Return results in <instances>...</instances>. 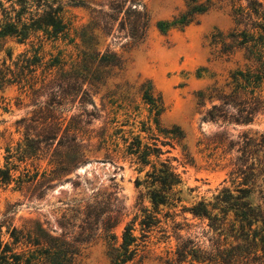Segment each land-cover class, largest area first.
I'll return each instance as SVG.
<instances>
[{"label": "rangeland", "instance_id": "374dc122", "mask_svg": "<svg viewBox=\"0 0 264 264\" xmlns=\"http://www.w3.org/2000/svg\"><path fill=\"white\" fill-rule=\"evenodd\" d=\"M56 1L69 27L67 36L47 37L39 30L24 42L7 37L0 56L6 50L16 55L26 49H38L44 61L56 58L64 68L85 60L82 87L92 104L86 102V115H80L78 120H82L86 160L60 178L52 179L47 188H34L30 183L18 188L16 180L19 176L25 179V171L31 175L37 170L39 179L42 171L48 173L50 166L47 158H21L18 145L23 135L15 122L29 117L33 106L25 98L17 105L18 91L7 89L4 96L10 108L8 111L0 109V167L10 169L12 181L0 186L2 241L15 253L36 256L38 253L34 250L43 252L47 246L44 242L38 247L28 244V235L34 237L33 230L40 227L43 231L39 234L41 241L52 243L54 238H60L61 225H64L68 228L65 240L72 243L74 249L71 264H111L108 246L120 241L123 226L139 213L134 207L137 196L147 189L143 184L137 187L135 180H144L149 166L140 170V165L134 163L133 158L123 156L121 151L122 138L129 141L132 136H138L142 143H156L162 150L169 151L160 155L159 160L175 159L171 163L181 181L174 190L180 201L175 207L159 206L157 217L160 221L142 238L144 245L127 264L175 261V250L181 243L209 250L211 237H215L216 232L208 227L207 219L191 214L189 209L193 205L200 200L213 203L214 196L224 188L237 194V187H250L245 199L253 205L264 206V172L260 171L259 161L250 159L246 164L254 163L253 175L249 178L253 184H243L242 175L235 173L241 135L248 132L264 136V110H261L264 78L254 89V95L262 103L249 123L222 125L201 119L212 104L219 103L214 92L208 98L211 88H222L228 93L231 86L226 84L230 81V73L251 66L243 47L229 54L221 50L223 41L232 42L230 33L245 31L256 36L257 30L251 29L256 15H248L250 11L244 0H208L211 8L196 22L184 27L170 26L162 33L157 28L158 23L171 22L188 0H119V4L115 0ZM257 1L264 8V0ZM1 2L4 6L9 4L6 0ZM127 8L144 11L149 16L141 41L128 35V26H120L119 21ZM129 18H133V14ZM104 50L114 53L121 61L120 66L100 67L92 75L86 73V52ZM94 69L95 64L91 66V70ZM147 87H151L154 98L160 97L158 125L153 120L154 110L143 98ZM199 92H203L202 99L197 96ZM74 112L77 110L68 111L63 117L68 119ZM87 112L92 116H87ZM177 126L183 132L180 141L171 140L169 134L161 130ZM115 130L117 133L113 134ZM168 140L172 141L171 147L162 145ZM144 205L151 209L147 198ZM165 211H168L167 216L163 215ZM229 217L233 218L232 212ZM137 221L134 234L139 236ZM12 228L21 233L22 238L17 243H12ZM234 240L231 235L226 236L227 243ZM257 250L260 252V246Z\"/></svg>", "mask_w": 264, "mask_h": 264}, {"label": "trees", "instance_id": "16d2710c", "mask_svg": "<svg viewBox=\"0 0 264 264\" xmlns=\"http://www.w3.org/2000/svg\"><path fill=\"white\" fill-rule=\"evenodd\" d=\"M6 1H9V4L4 6L0 0L2 15L0 51L7 37L24 42L32 33L39 30L52 38L68 35V24L63 21L62 8L56 0ZM244 1L250 11L248 15L251 13L256 15L251 29L257 30V35L254 37L252 33L241 31L238 33L241 37H238V34L230 33L232 42L223 41L221 52L229 54L243 47L247 52L245 58L251 66L230 73V81L226 84L231 86L228 93H224L222 88H211L208 98H211L214 92L219 103L212 104L205 111L201 117L204 121L222 125L246 124L252 120L257 106L262 103L258 96L254 95V89L264 78V8L257 0ZM115 2L119 4V0ZM211 6L212 3L208 0L203 2L188 0L184 9L173 16L171 22L162 21L158 23L157 28L164 33L170 26H187L196 22ZM129 13L133 14V18H129ZM123 17L119 21L120 26H128V35L135 41H141L148 27L149 16L144 11L127 8ZM43 58L38 49H26L16 55H13L11 50H6L4 55L0 56V109L8 111L10 108V102L4 96V92L9 88L18 91L17 105L25 98L28 99L29 105L33 106L29 117H21L15 122L23 135L18 152L24 159L47 158V164L50 166L48 173L42 171L39 179L37 170L31 175L25 171L23 173L25 179L19 176L16 180L18 188L24 183L33 184L34 188L40 186L47 188L52 179L60 178L86 160L83 154L86 144L81 131L82 120H78L80 115H86V102L92 104L86 89L82 87L85 81V60L64 68L56 58L51 61H44ZM94 64L95 69L91 70ZM120 64V59L107 50L92 54L86 52V73L90 75L97 72L100 67L112 68ZM248 88L250 91L246 92ZM197 96L202 99L203 92H199ZM143 98L150 105V109L154 110L153 120L158 125L160 97L154 98L151 87H147ZM73 109L77 112L72 113L68 119L63 117L66 112ZM261 110H264V107ZM87 116L92 115L87 112ZM161 130L169 134L171 140L180 141L183 138V132L178 126L170 130ZM116 133L115 130L113 134ZM255 134L244 132L240 137L241 148L240 155L236 158L235 173L242 175L243 184L246 182L253 184L249 178L253 175L254 163L247 166L248 160H258L260 171L264 172V136ZM122 140L123 156L133 158V162L140 165V170L145 166H149L150 169L145 171L144 180H135L137 187L143 184L147 189L145 193L140 192L137 196L134 207L139 213L123 226L120 241L118 243L114 241L108 246L107 254L111 264H127L132 261L140 247L144 245L142 238L146 237L151 227L160 221L157 217L159 206L175 207L180 201L177 191L174 190L181 181L176 167L171 163L175 159L166 157L159 160L160 155L169 151L162 150L156 143H142L138 136H132L129 141L127 138ZM171 140L163 141L162 145L168 144L171 147ZM10 181H12L10 169L0 167V186H5ZM236 192L237 194H233L228 188H224L214 196L213 203L200 200L189 209L194 217L207 219L208 227L216 232L215 237H211L213 239L211 248L205 250L200 246L194 248L193 245L178 244L175 261L167 264H264V206L253 205L245 199L250 187H237ZM145 198L150 202L151 209L144 205ZM229 212H232L233 218L229 217ZM163 215L167 216L168 211ZM136 221L139 236L134 234ZM62 223L65 224L63 221ZM61 226L60 238H54L52 243L41 241L39 234L43 231L40 227L33 230L34 237L28 235L26 239L28 244L38 247L44 242L47 246L43 252L34 250L38 253L36 256L29 254L25 257L24 253L13 252L10 245L3 242L0 237V264H71L74 249L72 243L65 240L68 228ZM253 226L255 228H252ZM20 234V231L12 228L10 234L12 243L21 240ZM221 235H225L222 240L219 239ZM227 235H231L235 240L227 243ZM257 246H260V252ZM67 254L69 257H66Z\"/></svg>", "mask_w": 264, "mask_h": 264}]
</instances>
